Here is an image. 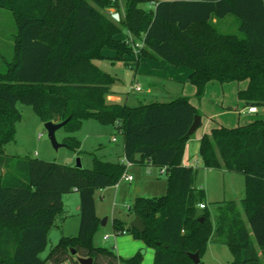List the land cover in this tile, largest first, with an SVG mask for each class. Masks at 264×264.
<instances>
[{
    "label": "trees",
    "instance_id": "trees-1",
    "mask_svg": "<svg viewBox=\"0 0 264 264\" xmlns=\"http://www.w3.org/2000/svg\"><path fill=\"white\" fill-rule=\"evenodd\" d=\"M142 1L0 0V9L10 12L15 26L12 57L0 72V264H78L69 249L77 257L91 258L92 264H142L140 252L121 258L91 243L100 223L94 194L114 186L124 165L93 154L90 169L12 160L4 146L14 140L21 119L17 104L29 106L42 123L68 118L62 127L67 134L86 120L114 126L122 135L125 161L168 169L163 195L133 201V216L144 225L141 233L112 223L114 235L125 231L153 250L152 264H193L188 255L197 253L200 260L208 243L225 245L232 257L229 264H262L255 244L264 263V121L233 128L217 125L200 138L202 168L244 177L243 198L211 203V224L204 191L194 184L198 168L181 165L197 109L185 96L136 106L108 103L105 97L115 78L93 64L104 60L103 49L134 71L141 59L162 60L189 71L197 100L207 83L246 80L237 99L263 107V1H155L151 10L139 8ZM108 9L122 11L117 22ZM226 16L235 18L236 34L221 33L212 22ZM122 31L142 41L136 55L133 41L116 38ZM61 143L80 154L74 137ZM72 191L79 199L77 234L61 237L40 259L48 245L47 231L62 211L61 198ZM201 203L204 208L199 209Z\"/></svg>",
    "mask_w": 264,
    "mask_h": 264
},
{
    "label": "rangeland",
    "instance_id": "rangeland-1",
    "mask_svg": "<svg viewBox=\"0 0 264 264\" xmlns=\"http://www.w3.org/2000/svg\"><path fill=\"white\" fill-rule=\"evenodd\" d=\"M154 1L155 0H144L139 4V8L151 10L154 7ZM106 12L109 16V10ZM223 21L222 23L227 26V29H223L222 32L230 34L237 33V22L233 16H229ZM221 28L222 26L219 27V29ZM14 33L15 26L10 12L5 9H0V72H4L5 70L4 62L11 60L13 45L12 36ZM136 49L137 48L133 46L134 55L137 54ZM94 64L117 79L111 87L123 95H128L130 100L133 101L130 103H136L137 100L142 102L143 99H147L148 90L150 89L155 95H161L162 97L160 99H162V101H168L176 96L167 98V94H174L176 92L175 90L180 86L177 82H166V80H163L159 75L150 76L145 74L148 69L144 67V64L139 67L136 74H134L133 69L125 67L120 63L112 65L107 61H94ZM135 85L140 87L141 91L139 93L132 90ZM234 86H236V83L231 85H209L204 89L202 97L197 100L194 96L195 92L193 91V87L187 85L184 95H186L188 100L196 107L199 116L202 115L203 124L207 118L217 123L218 120L211 115L218 111H225V113L233 114L225 116L222 119L223 124H221V126L228 124L233 125L230 128L241 126L237 124L238 117L239 119L241 118L243 122H253L255 120L264 121V110L261 109V106H257L258 111L254 115H248L246 112L238 115L233 111L236 108V104H239L237 103ZM238 107L239 110L242 106L239 104ZM16 108L21 115V119L15 124L14 140L4 146V154L13 158L12 160L30 158L73 166L75 164V159L79 158L82 168H87L90 167V154H93L98 159L113 161L116 154L119 153L122 144V135L112 126L101 125L95 120L83 121L80 128L72 133L74 138L79 141L80 156H73V152L65 146L54 149L48 140L44 123L38 119L32 109L29 106L21 104H17ZM198 130L199 127L195 132ZM63 136H65V133L62 128L55 132V139L58 143L62 142ZM112 138L115 139L114 142L111 140ZM157 172V169L154 168L141 169L139 167H131L127 170V174L131 175L133 178L131 183L128 184L124 182V180H121L118 183L117 189L111 187L95 192L94 200L97 208L103 214V218H108V222L105 227H98L91 236V243L93 246L109 249L115 254H119L121 258H128L140 252L142 253L143 261H145L147 254H144V252H148V250L151 249L146 247L141 240L135 239L130 233L114 235L111 222L113 220L119 221L124 230H127L129 222L134 217L132 212L134 197L139 195L134 192L137 187V181L143 180V178L146 177L148 178L147 183H150V185L145 192V195H147L146 197L158 196L165 193V176L156 175ZM149 174L151 175L149 176ZM194 184L195 187H201L204 191V204L206 205L211 224H213L214 208L211 203L220 201L237 202L244 196V177L241 174L200 169L197 171ZM134 185H136V187ZM132 186H134V188ZM239 210L242 219L245 221L241 209ZM104 235H109V239L103 240L102 237ZM49 249L50 245L48 244L42 256H44ZM77 256L72 257L76 259ZM231 260V254L225 245L212 243L206 245L200 258L202 264H229ZM64 264H68V261Z\"/></svg>",
    "mask_w": 264,
    "mask_h": 264
},
{
    "label": "crops",
    "instance_id": "crops-1",
    "mask_svg": "<svg viewBox=\"0 0 264 264\" xmlns=\"http://www.w3.org/2000/svg\"><path fill=\"white\" fill-rule=\"evenodd\" d=\"M155 1H158V0H155ZM180 1H187V0H180ZM194 1H197V0H194ZM262 1H263V5H264V0H262ZM111 11H113V9ZM114 12L120 18L121 14H122V11L118 12V11L114 10ZM227 17H229V16H226L225 18H223V19H221L219 21H216V19H212V22L216 23V26H217L218 30L221 33H224V32H222L223 29L224 30L227 29V26L224 23H222V22H224L223 20H225ZM221 26H222V28L219 29V27H221ZM224 34H230V33H224ZM231 34H235V33H231ZM116 38L119 39V40H126L129 43H131L133 41L134 42V46L135 45L138 46V47L142 46V41L141 40L138 41L137 39L133 38L128 32H125V31H122V33H120ZM101 54L104 57V60H94V61H107L109 64H112V65H114L116 63L122 64L121 62L113 61V59L115 57V53L113 51L103 49ZM94 61H93V64H94ZM142 64H144L145 65L144 67L146 69H148V71L146 70L147 72L145 74H148L150 76L159 75V76L162 77L163 80H166V82H177V83H179L180 86L178 87L177 90H175L176 92L174 94H169L168 93L167 94V98L171 97V96H185L186 97V95H184L185 94V89H186L187 85H190L188 83V75H189V71L188 70H186L184 68H181V67H179V68L173 67V66L165 63L162 60L141 59L139 61V64H138L137 68L134 71V74H136L137 70H139V67ZM97 68H99V67H97ZM116 81H117V79L115 78V82ZM234 83H236V86H234L235 93H237L238 90L245 89V87L247 85V81L246 80L241 81V82H230V83H225V84H230L231 85V84H234ZM214 84H218V83H216V82L207 83L205 85V88L207 86H209V85L212 86ZM220 85H224V84H220ZM111 86L109 87L110 93L108 95H106V97H105L106 101L108 103H111V104H126L128 106H136L138 104H147V103H150V102H165V101H162V99H160L162 97L161 95H155L152 92V90L150 89V90H148L149 93H148V98L147 99H143L142 102L140 100H137L136 103H130V102H133V101L130 100L128 95H123L119 91L114 90ZM190 86L193 87L192 85H190ZM193 89H194L193 91L195 92V88L194 87H193ZM164 92L166 93L165 90H164ZM236 98H237V96H236ZM237 101H238L237 103H239L242 107L238 110V108H239L238 105L239 104H236V108L233 111H235L238 115H240L243 112H246L248 115H254V114L257 113V111H258L257 107H255L256 108V113L250 114V113L247 112V107L248 106L245 105L242 101H240L238 99H237ZM190 104L193 105L191 102H190ZM227 109L230 110L229 108H227ZM261 109L264 110V106L261 107ZM228 115H233V114L225 113V111L214 112V113H212L211 116H213L216 120H218L219 123L218 122L215 123V122H213L212 119H208L207 118V120L204 122V124H203V117H202V115H200L199 130L197 132H194V134L191 136V138H189L186 141V143H185L183 154H182V157H181V165L182 166L198 168V170L204 169V168H202V163H201V160H200V158L198 156L199 140H200V138L202 137L203 134H208L212 128L216 127L217 125L223 124V120H222L223 117L228 116ZM251 122L252 121L243 122L241 118L239 119V117L237 119V124H239L241 126H242V124L246 125V124L251 123ZM224 125H225V123H224ZM225 126L230 128L233 125L228 124V125H225ZM112 127L116 129V127H114V126H112ZM64 133H65V136H63L62 140L66 136L74 137L72 134H67L66 132H64ZM111 140L113 142L115 141L114 138H112ZM73 156L76 157V156H80V155H77L76 152H73ZM100 160L101 161H105V162H109V163L120 162V163L123 164V162L125 161L124 158H123V143L121 144V148L119 149V153L116 154V157H115V159L113 161H107V160H102V159H100ZM91 163H92V161L90 160V167H87V168L83 167V168L84 169H90L91 168ZM131 167H139L141 169L153 168V167H150V166H140V165H137V164H131L129 167H127L126 172ZM154 169H157V171H158L156 175H164L165 176V170H164L163 173H161L160 169H158V168H154ZM204 170H210V169H204ZM221 172H224V171H221ZM150 175L151 174H149V176ZM146 178H143V180L137 181V183H136L137 187H136V185H134L136 187L134 192L136 194H139V195H136L134 197V199L136 197H142V198L157 197V196L146 197L147 195H145L146 194L145 192L148 189L147 187L150 185V183H147L148 182V178L147 179ZM165 180H166V176H165ZM120 181L121 180H119L112 187L117 189L118 188V183ZM132 181H133V178H132V180L130 182H128V181H124V182L129 184ZM134 186H132V187L134 188ZM166 186H167V182H166ZM108 188H111V187H108ZM104 189H107V188H104ZM161 195H163V194H161ZM161 195H158V196H161ZM61 200H62V211H61L60 214H58L56 216L53 225L47 231L48 244L50 245V247L54 246L61 237L75 236L77 234V231H78V226H79V216H78V213H79V199H78V194L75 191H72L71 193L63 195ZM94 209H95L96 217L99 220H101L103 218V214L101 213V211L98 210L97 205L95 203V200H94ZM105 219H106V221H105L104 226H100L99 225L98 227H105L107 225L108 218L105 217ZM112 223H113V221L111 222V227L113 228ZM112 232H113V229H112ZM102 238H103V240H107V239H109V235H104ZM254 247H255V250L257 252V255H258V258H259L260 262L262 264H264L263 261H262L261 254H260V252L257 249L255 244H254ZM46 249H47V247L45 248V250L43 252H41L39 254L40 259H45L47 257L48 252H46V254L44 256H42V253H44L46 251ZM144 254H147L146 255L147 257H146L145 261H143V257H142V264H152V261H153V250L152 249L148 250V252L145 251ZM115 255L119 256V254H117V253ZM44 264H52V262L50 260H46Z\"/></svg>",
    "mask_w": 264,
    "mask_h": 264
},
{
    "label": "water",
    "instance_id": "water-1",
    "mask_svg": "<svg viewBox=\"0 0 264 264\" xmlns=\"http://www.w3.org/2000/svg\"><path fill=\"white\" fill-rule=\"evenodd\" d=\"M68 121V118L58 122V123H54V122H46L44 123V127L46 129L47 132V137L48 140L51 144V146L54 149H58L59 147H64L65 145L63 143H58L55 139V132L62 128L65 123ZM200 126V116L199 115H195L193 118V121L187 131V136H191L194 134V132L197 130V128ZM74 168H78L81 169V163H80V159L76 158L75 159V164L72 166ZM168 172V169L165 170V173ZM201 220V219H200ZM106 219L102 218L100 220L99 225L100 226H104ZM128 226L131 229H134L135 231L141 233L144 230V225L142 224L140 218L138 216H134L133 219L129 222ZM69 254L71 256H75V251L73 249H69ZM189 258L191 259V261L193 262V264H197L200 260L199 257L197 255V253H193V254H189L188 255ZM76 261L78 262V264H92V259L91 258H82V257H77Z\"/></svg>",
    "mask_w": 264,
    "mask_h": 264
},
{
    "label": "built area",
    "instance_id": "built-area-1",
    "mask_svg": "<svg viewBox=\"0 0 264 264\" xmlns=\"http://www.w3.org/2000/svg\"><path fill=\"white\" fill-rule=\"evenodd\" d=\"M109 10V16H110V18L112 19V20H114V21H118L119 20V17L117 16V14L114 12V9H113V11H111L112 9H108ZM135 47L136 48H138V46H136L135 45ZM132 90L134 91V92H136V93H139L141 90H140V87L138 86V85H135L133 88H132ZM247 112L248 113H250V114H253V113H256V108L254 107V106H248L247 107ZM123 165H124V167H125V170H124V172L121 174V176H120V178H119V180H124V181H128V182H130L131 180H132V177L129 175V174H127V172H126V169H127V167H129L130 165H131V163L130 162H127V161H124L123 162ZM161 170V173H163L164 172V169H160ZM198 208L199 209H202V208H204V204H198ZM121 235H123V234H125V231H121V233H120ZM106 238V237H105Z\"/></svg>",
    "mask_w": 264,
    "mask_h": 264
}]
</instances>
